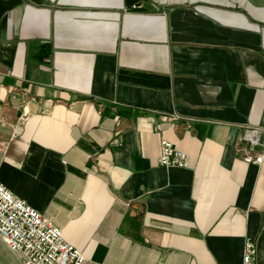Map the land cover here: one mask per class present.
<instances>
[{
    "label": "crops",
    "instance_id": "0c3cea01",
    "mask_svg": "<svg viewBox=\"0 0 264 264\" xmlns=\"http://www.w3.org/2000/svg\"><path fill=\"white\" fill-rule=\"evenodd\" d=\"M246 127L264 0H0V184L84 264H243L246 239L264 264ZM164 139L187 168L160 165ZM0 264H21L2 239Z\"/></svg>",
    "mask_w": 264,
    "mask_h": 264
},
{
    "label": "built area",
    "instance_id": "2783aa9c",
    "mask_svg": "<svg viewBox=\"0 0 264 264\" xmlns=\"http://www.w3.org/2000/svg\"><path fill=\"white\" fill-rule=\"evenodd\" d=\"M162 131V126L157 125ZM243 160L261 166L264 163V130L244 128ZM188 154L162 140L160 165L164 168H187ZM0 239L21 264H84L83 253L69 244L61 229L38 211L17 199L0 184ZM243 264H257V246L246 239Z\"/></svg>",
    "mask_w": 264,
    "mask_h": 264
}]
</instances>
